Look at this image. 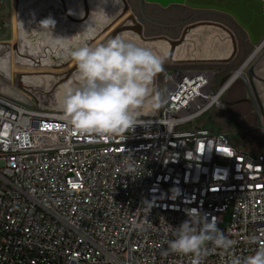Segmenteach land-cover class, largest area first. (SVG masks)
<instances>
[{
  "label": "built area",
  "instance_id": "1",
  "mask_svg": "<svg viewBox=\"0 0 264 264\" xmlns=\"http://www.w3.org/2000/svg\"><path fill=\"white\" fill-rule=\"evenodd\" d=\"M234 74L165 73L154 113L103 138L0 92V264H193L165 230L192 211L234 242L209 245L202 264L264 250V117L259 153L198 125L224 108Z\"/></svg>",
  "mask_w": 264,
  "mask_h": 264
},
{
  "label": "bare ground",
  "instance_id": "2",
  "mask_svg": "<svg viewBox=\"0 0 264 264\" xmlns=\"http://www.w3.org/2000/svg\"><path fill=\"white\" fill-rule=\"evenodd\" d=\"M189 1L204 5L208 0ZM99 2L97 0L95 4H99ZM117 2H119L118 5H116ZM211 2L213 5L231 8L237 16L249 23L250 29L257 37L264 36V6L260 5L257 0H211ZM261 2L264 4L263 0ZM31 3L33 7L29 6ZM76 3H80L79 8L75 13L70 12L69 8H76ZM90 5V0H18L16 10L17 41L12 45L0 41V58H7L8 61L7 71H0V76L7 82L12 81L13 60H16L20 66L53 68L52 70L21 71L17 75V86L21 91L31 94L37 100L39 96L33 91H35V87L41 88L38 91H41L47 99L48 96H51L50 101L53 103L54 109L62 112L58 106L59 92L64 85L73 80L77 70L75 61L70 59L69 53L82 44L95 47L104 43L119 29L123 30L120 34H125L144 46H155L162 49L164 60L169 59L172 64H224L228 59L230 60L231 56L236 54L231 62L238 56L237 36L231 28L223 23L199 21L193 27L187 26L175 41L164 35L147 37L143 25H140L130 9L127 10L126 5L130 7L127 0H111L109 4L105 5L104 18L110 13L104 21L98 17L100 19L98 23L101 25L95 24L96 12ZM40 8L44 10L38 11ZM49 17L55 22L51 29L47 24L40 25V21ZM61 26H63L62 30L59 29ZM199 27L204 29L196 31ZM126 29L135 31L131 32ZM171 44H178L173 51ZM259 54L260 62L257 67L256 65L252 66L256 67L258 75L263 72L264 49L257 48L247 59L246 64L234 74L230 82L238 78H245L249 64ZM259 66L262 67L259 68ZM248 79L249 77L245 78L247 82H249ZM254 80L258 91L263 90L264 86L256 78ZM1 81V92L22 99L27 97L11 85L5 87ZM153 87L155 90L156 77ZM262 94L260 96L264 98V91ZM152 113L154 111L147 112L144 116Z\"/></svg>",
  "mask_w": 264,
  "mask_h": 264
},
{
  "label": "clouds",
  "instance_id": "3",
  "mask_svg": "<svg viewBox=\"0 0 264 264\" xmlns=\"http://www.w3.org/2000/svg\"><path fill=\"white\" fill-rule=\"evenodd\" d=\"M54 23L51 17L40 21L50 29ZM69 57L77 70L59 92L58 106L75 131L113 137L141 125V116L158 107L153 82L163 70L162 49L120 34L95 47L82 44ZM7 67V58H0V71ZM165 230L173 237L169 250L191 256L193 264H202L209 245L227 250L234 243L214 218L198 211L179 226L167 224ZM231 264H264V250L243 259L234 256Z\"/></svg>",
  "mask_w": 264,
  "mask_h": 264
},
{
  "label": "rangeland",
  "instance_id": "4",
  "mask_svg": "<svg viewBox=\"0 0 264 264\" xmlns=\"http://www.w3.org/2000/svg\"><path fill=\"white\" fill-rule=\"evenodd\" d=\"M97 0H90L91 8L96 12L95 14V24L101 25L98 23L100 19L104 21L106 17L109 16V13L104 18V7L109 4L111 0H99V4H95ZM115 2V1H114ZM101 3V4H100ZM128 5L131 8L132 15L136 18L140 17L144 19L145 23L143 25L144 33L147 37H157V36H167L172 40H177L183 30L189 26L191 22H196L199 20L204 21H217L222 23L225 22V25L233 30L239 37L241 44V53L238 58L229 64H174V65H165L163 64V70L157 75L156 82L157 87L160 89L163 75L165 73H171L175 69L184 67V69L190 68H211L216 69L220 73L221 81H226L228 78L237 73L241 66L247 61L251 56L255 48H249L248 52H244V41H243V32L242 29L234 22V20L221 13L213 11H204V10H192L187 7L182 6H172L167 9L161 8L157 5L143 3V6L140 5V0H127ZM80 3H76V8H69L70 12H76L79 8ZM117 2L116 5H118ZM33 7V4H29ZM45 7V6H44ZM43 7V8H44ZM16 8V9H15ZM38 9V11L44 9ZM115 8V6H114ZM113 8V9H114ZM17 0H0V41L6 42L9 45L17 41V30H18V21H17ZM143 14V17L141 16ZM100 17V19H98ZM17 22V23H16ZM224 24V23H223ZM97 25V26H98ZM59 29H63L61 26ZM204 28L196 29V31L203 30ZM64 33V32H62ZM223 56V55H221ZM264 58H262L263 60ZM260 54L251 62L246 70V79L249 77V68L252 65H258L260 62ZM262 66H259L261 68ZM37 68V69H36ZM43 68V69H42ZM50 67H32V66H20L13 60L12 62V81H6L3 77L0 76L1 83L8 87V85L13 86L20 93L26 95L27 97L22 99L19 97L11 98L17 99L22 103H27L29 100H33L37 107L46 112L53 113H63L55 110L53 103L50 101L51 96H48V99L43 96V93L38 91V87H35V94L38 97V101L31 94L21 91L17 86V75L21 71H33V70H52ZM234 76V75H233ZM232 76V77H233ZM260 77L264 78L263 74H259ZM245 78H240L237 82L226 92L223 97V109H214L209 114H207L199 123V126L209 128L210 130L216 133H225L230 142L238 149H241L249 153H259L261 151V139H260V112L258 110V105L256 99L250 89L249 82ZM264 86V83H260ZM263 90H259L260 95L262 96ZM1 92V91H0ZM3 93V92H1ZM5 94V93H3ZM31 95V96H30ZM16 96V95H15ZM29 99V100H28ZM39 104V105H38Z\"/></svg>",
  "mask_w": 264,
  "mask_h": 264
},
{
  "label": "water",
  "instance_id": "5",
  "mask_svg": "<svg viewBox=\"0 0 264 264\" xmlns=\"http://www.w3.org/2000/svg\"><path fill=\"white\" fill-rule=\"evenodd\" d=\"M257 1L259 2L260 5L264 6V4L261 2V0H257ZM144 2L147 4L157 5V6H160L161 8H165V9L172 7V6H182V7H187L188 9H192V10L213 11V12L225 14V15L231 17L234 20V22L246 33V36L248 37L251 45L255 49H257V48L261 49L260 45L264 42V36L262 38L257 37L253 33V31L250 29L249 23H247L245 20H242L239 16H237L235 11H233L229 7L227 8V7H222V6H218V5H213L211 0H208L206 3H204V5L203 4L201 5L200 3H194V2L189 1V0H140V5L143 6ZM17 7H18V0H17ZM126 7H127V10L130 9V7H128L127 5H126ZM137 19H138L140 25H144V23H145L144 19H142L140 17H137ZM199 21H204V20H199ZM199 21L191 22L188 25H191L193 27ZM140 28H142V27H140ZM126 30H129L131 32L135 31L134 29H126ZM122 31L123 30H120V29L115 31L112 34V36L110 37V39L117 36L118 34L122 33ZM236 41H237V45H238V54H239L240 44H239L238 37H237ZM177 45L178 44H171L172 51L175 50ZM235 55L231 56L230 60L228 59L227 62L224 64H229L232 61V59L235 57ZM163 64L174 65L171 63V60H169V59H165ZM254 78H256L260 83H264V78L260 77L256 72V67L252 66L249 69V79H248L249 80V86H250V89L252 90V93H253L255 99H256V102L258 105V110H259L260 114H262L264 116V103H263V100L260 96L256 81L254 80Z\"/></svg>",
  "mask_w": 264,
  "mask_h": 264
},
{
  "label": "crops",
  "instance_id": "6",
  "mask_svg": "<svg viewBox=\"0 0 264 264\" xmlns=\"http://www.w3.org/2000/svg\"><path fill=\"white\" fill-rule=\"evenodd\" d=\"M242 32H243V41H244V48H245V50H243L244 52H248V50H249V48H254L252 45H251V43H250V41H249V39H248V37L246 36V33L242 30ZM238 39H239V37H238ZM240 39H239V44H240ZM240 50H239V54L241 53V44H240ZM239 54H238V56H239ZM238 56H237V58H238ZM263 58H264V55H263ZM236 60V59H235ZM234 62V61H233ZM260 74H263L264 75V71L263 72H261ZM262 100H264V98L262 97ZM264 102V101H263ZM260 116H263L262 114H260ZM264 117V116H263Z\"/></svg>",
  "mask_w": 264,
  "mask_h": 264
},
{
  "label": "flooded vegetation",
  "instance_id": "7",
  "mask_svg": "<svg viewBox=\"0 0 264 264\" xmlns=\"http://www.w3.org/2000/svg\"><path fill=\"white\" fill-rule=\"evenodd\" d=\"M130 10H131V8H130ZM141 16L143 17V14H142ZM222 23H224V24H225V22H223V21H222ZM226 25H228V24H226ZM235 34H236V33H235ZM236 36L238 37V35H237V34H236ZM156 77H157V76H156Z\"/></svg>",
  "mask_w": 264,
  "mask_h": 264
},
{
  "label": "snow or ice",
  "instance_id": "8",
  "mask_svg": "<svg viewBox=\"0 0 264 264\" xmlns=\"http://www.w3.org/2000/svg\"><path fill=\"white\" fill-rule=\"evenodd\" d=\"M73 187H77V185H73Z\"/></svg>",
  "mask_w": 264,
  "mask_h": 264
}]
</instances>
